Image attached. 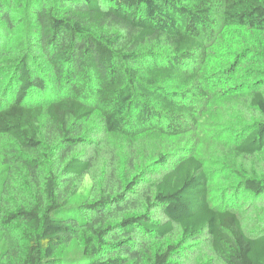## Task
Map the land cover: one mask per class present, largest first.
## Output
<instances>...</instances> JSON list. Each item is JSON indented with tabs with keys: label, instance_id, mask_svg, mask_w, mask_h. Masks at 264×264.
<instances>
[{
	"label": "trees",
	"instance_id": "trees-1",
	"mask_svg": "<svg viewBox=\"0 0 264 264\" xmlns=\"http://www.w3.org/2000/svg\"><path fill=\"white\" fill-rule=\"evenodd\" d=\"M263 197L264 0H0V264H264Z\"/></svg>",
	"mask_w": 264,
	"mask_h": 264
},
{
	"label": "rangeland",
	"instance_id": "rangeland-1",
	"mask_svg": "<svg viewBox=\"0 0 264 264\" xmlns=\"http://www.w3.org/2000/svg\"><path fill=\"white\" fill-rule=\"evenodd\" d=\"M218 50V52H219V49H217ZM220 55H225L224 53H222V51L219 53ZM220 63L221 64H225V62L224 61H220ZM211 72H212V69H211V67L209 68H207L206 69V74L208 75V77H209V79H210V74H211ZM217 79V78H216ZM217 81L219 82V83H221L222 81L220 80V76H219V78L217 79ZM221 85V84H220ZM222 86V85H221ZM100 137V136H99ZM183 148V147H182ZM183 149H186V148H183ZM188 149H190V148H188ZM226 182V181H225ZM213 184H215L214 186H216L215 188H214V193H216V194H218V189H216L218 186H223L224 185V182L222 181V180H216V181H214V182H212ZM263 199H264V197H263ZM252 201V199H250V198H247V199H245V198H241V200L239 201V203H240V206H247V204H249L250 202ZM264 201V200H263ZM224 205L226 206V203H224ZM244 215H247V212H244ZM252 214H248L247 216H246V218H245V220H244V223H245V226H246V228H247V230L249 229V230H256L259 226H262V223H259V222H254L253 220H252V216H251ZM263 224H264V220H263ZM200 248H204V245H202V246H199Z\"/></svg>",
	"mask_w": 264,
	"mask_h": 264
}]
</instances>
